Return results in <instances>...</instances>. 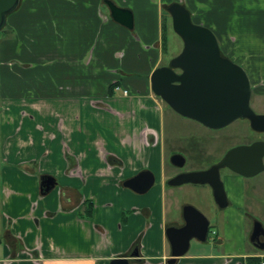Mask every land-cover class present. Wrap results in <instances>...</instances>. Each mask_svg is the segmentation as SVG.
<instances>
[{"label":"crops","instance_id":"crops-1","mask_svg":"<svg viewBox=\"0 0 264 264\" xmlns=\"http://www.w3.org/2000/svg\"><path fill=\"white\" fill-rule=\"evenodd\" d=\"M105 1L21 0L1 41L0 264H167L165 231L182 220L183 205L172 200L179 216L168 219L166 108L150 82L173 58L162 48L167 4L179 2L209 28L264 95V0H109L130 10L131 29ZM142 171L154 176L146 193L123 186ZM45 175L55 186L42 195ZM227 189L243 206L240 185ZM221 215L239 232L193 255L189 246L175 264L264 260V250L245 245L250 218L231 207Z\"/></svg>","mask_w":264,"mask_h":264},{"label":"water","instance_id":"water-1","mask_svg":"<svg viewBox=\"0 0 264 264\" xmlns=\"http://www.w3.org/2000/svg\"><path fill=\"white\" fill-rule=\"evenodd\" d=\"M20 0H0V31L6 25L7 16L19 6ZM106 6L112 19L126 28H132V14L128 9L118 8L112 1L106 0ZM171 18L172 30L182 41V49L167 66L156 68L151 76V91L160 98L177 115L197 121L209 128H220L239 117L250 120L254 130L264 131V114L256 115L249 106L252 85L245 70L220 53L219 44L214 33L207 27L195 24L189 11L179 2H173L166 8ZM177 70V71H176ZM256 146L237 148L229 151L222 162L207 171L189 172L175 176L167 186L184 184H207L212 188L214 198L220 208L227 206V200L218 168L227 167L232 172L251 177L263 170L262 165L255 170L244 168L236 163ZM260 156L264 149L259 151ZM184 157L174 154L169 162L172 166L182 167ZM250 170V171H248ZM154 184V176L149 171H142L123 182V186L137 194L146 193ZM55 186L51 176L40 177V193L50 192ZM184 225L166 228V237L170 245V258L167 264H175L176 259L186 254L190 241L204 243L207 240L209 222L205 216L191 205L182 208ZM254 248L264 250V228L254 221L251 234ZM137 252L131 256L137 257ZM109 264H132L127 257L112 259Z\"/></svg>","mask_w":264,"mask_h":264},{"label":"flooded vegetation","instance_id":"flooded-vegetation-1","mask_svg":"<svg viewBox=\"0 0 264 264\" xmlns=\"http://www.w3.org/2000/svg\"><path fill=\"white\" fill-rule=\"evenodd\" d=\"M3 39H5V38L0 39V44H1V41ZM220 53L223 57H226L222 52H220ZM0 55H1V48H0ZM226 58H228V57H226ZM228 59H230V58H228ZM231 61L234 62L233 60H231ZM234 63L237 64L236 62H234ZM3 65H4V62L0 56V68H2ZM253 93L254 92H253V88H252V94ZM252 94H251V97H252ZM1 101H2V97H1V88H0V108H1ZM250 103H251V99L249 102V106H250V109L256 115L264 114V113H258L256 111H254V109L251 107ZM196 123L199 124L206 132L205 135L202 134L201 136H198V137H200V138H198L200 140V142L198 143L196 141V146H194V147H196L195 148L196 153L198 152L197 148L199 150H201L199 145L206 146L208 143L210 145L206 146L205 149L201 150L203 155L200 156V153H198L200 162L198 163L199 165L196 164V169L183 170L184 166L187 164L188 159H190V156L191 155L193 156V154L188 153V154H190L188 157V155H185L183 153L181 154V152H177V151H173L172 153H170L168 156L169 168L171 167L170 169H173L172 171H174L175 169H177V170L179 169V171L175 170L173 175L168 177V179L166 180V183L170 179L174 178L175 176H177L179 174L189 173V172L207 171L209 169H213L214 167L218 166L222 162L225 155L233 149H237V148L248 149L250 146H256L254 152H252V153L249 152V155L247 154L246 157L238 158L236 160L237 161L236 163H238V164L242 163L244 168H250V170L258 169L260 167V164H261L263 170L257 171V173L254 174L253 176L245 177V176L238 175V174L232 172L231 170H229L227 167L218 168L219 179L222 183L224 193L226 196V200H227V206L226 207L220 208L218 206V204L214 198L212 188H210L209 185H207V184H201V185L196 184V187H201V188L209 190L211 199L213 200L214 205H215L214 210L217 209L218 212H216L214 210L210 211V206L208 204H205V206L207 207V210H208V211L206 210L207 213L208 214L211 213L213 217H219L218 214H221L224 210L231 207L236 211L242 212L243 214H245L246 216H248L250 218V227L247 230L246 235L244 237L245 245L254 249L255 251H259L258 249L254 248V246L251 243V236H252L251 234H252V230H253L254 221L260 222V216H261L259 214V211L261 208V205H260L261 201H262L261 200L262 199L261 192L263 191V182H264L263 181L264 180L263 179L264 178V154L262 156H260L259 151L261 149L262 150L264 149V131L252 129L250 120L246 117H239V118L235 119L234 121H232L231 123H229L228 125L220 127V128H209V127H206V126L200 124L197 121H196ZM228 128L230 129V131H226ZM202 142H203V144H201ZM194 147H191L190 149H193ZM195 149L193 150V152H195ZM174 154H179V155L184 157L185 161H184V165L182 167L178 168V167L172 166L170 164L169 159ZM189 162L191 164V162H193V161L190 159ZM250 170H248V171H250ZM230 183L235 184V185L236 184L240 185V188H241L243 195H244L243 206L239 207V206H236L232 203V201L229 197V194H228V189H227V185ZM189 185H193V184H189ZM180 186H182V185H180ZM175 187H179V186H175ZM168 188H172V187L168 186ZM252 200H254L253 203H252ZM250 204H254V208H252ZM198 211H199V209H198ZM202 214L204 215V213H202ZM205 218L207 219L206 216H205ZM208 222H209V225H208L207 240L209 238V233H210V230L212 228L209 220H208ZM183 225H184V220L182 217V220L178 224H171L168 227H177L178 228V227H182ZM259 239L261 242H264L263 236H259ZM254 254L252 257H249L250 259H248L249 261H252L253 264L259 258V257H257V255H254Z\"/></svg>","mask_w":264,"mask_h":264},{"label":"rangeland","instance_id":"rangeland-1","mask_svg":"<svg viewBox=\"0 0 264 264\" xmlns=\"http://www.w3.org/2000/svg\"><path fill=\"white\" fill-rule=\"evenodd\" d=\"M173 1L174 0H170V2H173ZM20 3H21V0H20ZM195 4L196 3L190 4L188 6L191 11H193V9L196 8ZM18 7L16 10H18ZM16 10L7 16L6 25L4 29L0 31V39L5 38L6 36H9L8 34L11 33L12 26L10 22H12V17L15 14ZM191 20L193 23L196 24V22L192 18ZM167 22L168 24H167L166 38H167V47H168V55H169L168 60H169L171 59V57H175L177 54H179V52L182 49L183 44L179 36L176 35L174 31L172 30L171 19L169 17H167ZM162 104H164V107L166 108L164 112V118H163L164 137H165L164 141L166 144V147H165L166 161L168 162V159H167L168 154L172 153L173 151L181 152V154L183 153L185 155H188V157L190 154H193V156L192 155L190 156V159L193 162H191L190 164L189 162L190 159L187 158L188 161H187V164L184 166L183 170L196 169V164L199 165L198 163L200 162L198 153H200V156L203 155L201 150L205 149L206 146L210 145L209 143L206 146L199 145L201 150L197 148L198 152L196 153V149H195L196 147L194 146H196V141L198 143L200 142V140L198 139L200 137L198 136H201L202 134L204 135L206 134L205 130L199 124H197L196 121L183 118L177 115L175 112H173L170 108H168L165 105V103L162 102ZM250 105L254 109V111L258 113H264V95L259 97L254 92L251 97ZM0 122H1V115H0ZM226 131H230V129L228 128ZM201 144H203V142ZM191 147H194V148L190 149ZM194 149H195V152H193ZM168 165L169 164H167L166 166ZM1 168H2V163H1V155H0V171H1ZM172 170L173 169H169V171L173 172ZM175 170L179 171V169L178 170L175 169ZM1 178L2 177L0 173V180ZM1 188L2 187L0 183V197H1V190H2ZM172 188H173L172 191H170L172 193H168L166 195V198L168 199L167 200L168 201V212H167L168 219H171V217L179 216V210L176 209V207H174L175 205H172L173 204L172 200L175 199V201L178 204H182L183 206L191 205L197 210L199 209V211L204 213V215L210 221V224L212 227L209 233V238L206 242L199 243V242H196L195 240H192L190 242V249L188 251V254L193 255L194 253H196L197 249H201L207 246L208 244L212 246L213 243L211 239L217 238V239L227 240L231 238L232 235H235L237 232H239L236 230L234 225L231 224L232 222L229 221L230 218L226 221L225 220L223 221L221 219V216H222L221 214H218L219 217H213L211 213L210 214L207 213L208 210L205 204H208L210 206V211H213L215 209L214 202L211 199L210 192L208 189L196 187V185H189V184H185L179 187H172ZM261 195H262V199H261L262 201L260 204L261 208H260L259 214L262 216V217L260 216V221L264 227V182H263V191L261 192ZM170 202H171V205H170ZM253 202L254 200H252V203ZM250 205L252 208H254V204H250ZM214 211L218 212L217 209ZM2 214H3V210H2L1 200H0V235L3 234V230L1 229ZM248 226H250V223L247 221H244L243 228H245L246 230Z\"/></svg>","mask_w":264,"mask_h":264},{"label":"trees","instance_id":"trees-1","mask_svg":"<svg viewBox=\"0 0 264 264\" xmlns=\"http://www.w3.org/2000/svg\"><path fill=\"white\" fill-rule=\"evenodd\" d=\"M20 5V4H19ZM167 6H168V4L166 5V8H167ZM165 16L166 17H169L170 18V16H169V14L166 12V14H165ZM171 19V18H170ZM167 24H168V22H166V30H167ZM166 30H164V38H163V36H162V48H163V50L165 51L166 50V48H167V39H166ZM220 52H221V50H220ZM167 106V105H166ZM0 242H1V239H0ZM258 262H255L254 264H257Z\"/></svg>","mask_w":264,"mask_h":264},{"label":"built area","instance_id":"built-area-1","mask_svg":"<svg viewBox=\"0 0 264 264\" xmlns=\"http://www.w3.org/2000/svg\"><path fill=\"white\" fill-rule=\"evenodd\" d=\"M126 93V92H125ZM258 264H264V260H260Z\"/></svg>","mask_w":264,"mask_h":264}]
</instances>
